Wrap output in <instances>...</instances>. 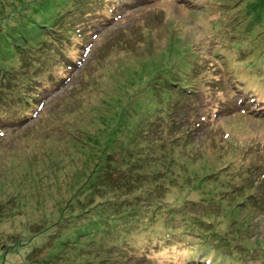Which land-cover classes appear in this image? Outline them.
<instances>
[{
    "label": "rangeland",
    "instance_id": "obj_1",
    "mask_svg": "<svg viewBox=\"0 0 264 264\" xmlns=\"http://www.w3.org/2000/svg\"><path fill=\"white\" fill-rule=\"evenodd\" d=\"M234 1L0 0V264H264V0L244 32Z\"/></svg>",
    "mask_w": 264,
    "mask_h": 264
},
{
    "label": "trees",
    "instance_id": "obj_2",
    "mask_svg": "<svg viewBox=\"0 0 264 264\" xmlns=\"http://www.w3.org/2000/svg\"><path fill=\"white\" fill-rule=\"evenodd\" d=\"M246 6V7H245ZM248 6H249V4H247V2H245V1H240V0H235L233 3H232V5H231V8H225L226 10H225V13L227 14L225 17H224V21L226 22V27L228 28V29H236L237 27H239L240 28V30H241V32H244L245 30H246V26H245V24H247V23H245V22H242V19L244 18V16L245 15H247V8H248ZM255 6V5H254ZM61 8V7H60ZM60 8H57V9H55V14H48L47 16H46V22H51V24L52 25H49V24H42L41 26H42V28L44 29V32L46 33V31H49V32H51V34H52V36H57L56 34H57V32L55 31V29H56V27H55V25H58V26H71V25H73V24H76V20H75V18H74V12H72L73 10H67L64 14L61 12L62 10H64L65 8H66V6L65 7H63L61 10H59ZM243 8H245V9H243ZM114 9V7H111V8H109V11H111V10H113ZM239 10V11H234V10ZM242 10H244V11H242ZM257 11H259L260 12V9L259 8H257L256 9ZM233 13V14H232ZM232 14V15H231ZM233 16V17H232ZM260 16H261V19H264V16L260 13ZM82 20H84V19H82ZM229 20V21H228ZM74 21V22H73ZM78 26H80L79 24H78ZM77 26V28H76V31H80V32H82L83 31V28H81V29H78L79 27ZM54 32H55V34H54ZM47 35H49L48 33H46ZM214 35V34H213ZM25 43V41H23L22 43H18V45L20 46V47H22L23 46V44ZM79 45H81V44H79ZM226 46V45H225ZM23 48H25V47H23ZM65 68H67V65H63ZM11 72V71H10ZM34 72V71H33ZM239 74V72H237L236 73V75H238ZM35 76H37V78H40V77H42L41 79H43L44 77H46L47 76V71L45 70V69H40V71L39 72H37L36 74H35ZM36 78V79H37ZM36 79H33V81H36ZM62 80L64 79V78H61ZM237 80V79H236ZM55 82H50V85H53ZM33 84V83H32ZM56 84V83H55ZM15 87H19V85L18 84H16V83H14L13 81H9L6 85H5V87L4 86H2V88H3V90L6 92H3L2 90L0 91V103H6V102H9V101H11L10 99V95H11V93L13 92V89L15 88ZM30 89H32V88H30ZM36 92H34L35 93V96H40V94L39 93H41V92H39L38 90H35ZM39 92V93H38ZM240 96V95H239ZM240 98H242V96H240ZM69 246V245H68ZM74 246H77V244H75ZM39 251H41V250H39ZM60 256H62L61 254H60ZM214 259H215V257H214ZM213 259V260H214ZM184 260H186V258L184 259ZM216 262H218L219 264H220V262H222V260H220V261H216Z\"/></svg>",
    "mask_w": 264,
    "mask_h": 264
}]
</instances>
